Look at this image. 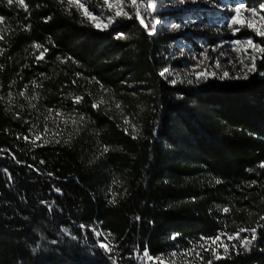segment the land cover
<instances>
[{"label":"trees","instance_id":"16d2710c","mask_svg":"<svg viewBox=\"0 0 264 264\" xmlns=\"http://www.w3.org/2000/svg\"><path fill=\"white\" fill-rule=\"evenodd\" d=\"M24 5L0 0V264H264V52L244 79L172 84L173 37Z\"/></svg>","mask_w":264,"mask_h":264},{"label":"rangeland","instance_id":"374dc122","mask_svg":"<svg viewBox=\"0 0 264 264\" xmlns=\"http://www.w3.org/2000/svg\"><path fill=\"white\" fill-rule=\"evenodd\" d=\"M101 1L104 3V0ZM258 1L257 4L249 5L246 0H183V3L180 0H156L153 13L146 7L147 0H138L137 7L145 24L148 25L147 30L135 18V7L130 1L127 3L122 1L118 5L117 0H109V3L113 5L112 8L104 3L110 10L108 15L92 13L83 0H74V4L78 7L79 4H83L84 7L80 8L82 13L84 14V9H87L92 16L96 17V20L86 17L95 28L103 30L116 27L120 18L133 16L148 34L151 30V16L154 15L159 20V24L156 34L152 36L164 34L173 37L167 55L168 60L173 64L166 68L168 72L165 73L164 78L170 80L172 84H177L189 78L236 81L254 72L260 52L248 47L246 41L251 39L260 46L255 39L264 40V37L257 35L253 28L247 27L244 23L232 25L231 20L236 15L235 8L243 5L244 8L240 14L242 22L250 20L253 24L262 26L261 30H264V21L260 19L264 15V8H262L264 0ZM118 8L129 15L116 16ZM253 10L256 11V16L251 15ZM96 23L105 27L98 28L95 26ZM233 29H239V31L233 34ZM236 40L241 43H233ZM199 73H205V75L199 76ZM224 73L228 75L225 76ZM260 75L264 77V71ZM173 80L176 82L173 83ZM103 244L106 245L104 242ZM152 261L157 264H187L181 259L169 262Z\"/></svg>","mask_w":264,"mask_h":264},{"label":"snow or ice","instance_id":"6c2138e0","mask_svg":"<svg viewBox=\"0 0 264 264\" xmlns=\"http://www.w3.org/2000/svg\"><path fill=\"white\" fill-rule=\"evenodd\" d=\"M13 2H14V0H8V4H9V5L13 4ZM117 2H118V5H119V4L122 3V0H117ZM130 2H131V5L135 7V18L138 19L139 22H140V24H141L143 27H145V29L147 30V29H148V25L145 24L144 18L141 16L140 10H139V8L137 7V5H138V0H130ZM180 2L183 3V0H180ZM16 3H18V4L21 5V6H24V7H25V11H27L26 6L24 5V0H16ZM68 3H69V4H72V3H74V0H68ZM104 3H105L106 5H108L109 8H112V7H113V5L109 3V0H104ZM83 7H84L83 4H79V8H83ZM146 7H147V9L151 10V11L154 13L155 8H156V0H147ZM243 8H244L243 5H240V6H238V7L235 8V13H236V15L232 17L231 24H232V25H238V24H242V23H244V24H246L247 27H249V28H253L257 35H259V36H261V37H264V30H261L262 26H257V25H255V24H253L250 20H245V21L242 22V20H241V18H240V14H241V11H242ZM262 8H264V6H262ZM84 15L87 16L90 20H93V21L96 20V17L92 16L91 13H89L87 9H84ZM115 15H116V16H120V15L128 16L129 14L123 12L122 9H119V8H118V10L116 11ZM251 15H252V16H256V15H257L256 11L253 10V11L251 12ZM129 18H132V17H129ZM260 19H261V21H264V15H262V16L260 17ZM2 22H3V17H0V23H2ZM158 24H159V20H157V19L155 18V16L152 15V16H151V25H150L151 30L148 31V35H149V36H152V35H155V34H156V31H157V25H158ZM95 26L98 27V28L105 27V25H101V24H99V23H96ZM173 30L175 31V29H173ZM237 31H239V29H233V34H235ZM121 35H123V34H121ZM3 38H4L3 36H0V40H3ZM233 43H235V44H240L241 42H240L239 40H236V41H233ZM246 43H247V46H248V47H250V48H252V49H254V50H257V51H259V52H264V47H260L259 45L255 44L251 39L247 40ZM36 47H37V48H40L41 46H40V45H36ZM234 50H235V49H234ZM44 51L46 52L47 49H44ZM42 58H43V53H41V55L38 57V59H42ZM205 59H207V56H205ZM241 63H243V61H241ZM217 66H219V63H218V62H217ZM166 72H168V69H164V71H162V72L160 73V75H161V76H164ZM198 75H199V76H204L205 73H199ZM213 75H214V73H213ZM224 75L227 76L228 73H224ZM172 82L175 83L176 81L173 80ZM79 99H80V98L77 97V100H79ZM93 106L95 107V105H93ZM25 139H28V138L25 137ZM35 139H36V140H40L41 137H40L39 135H37V136L35 137ZM106 150H107V149H105V151H106ZM41 163H43V161H41ZM261 167H264V165H261ZM219 182H220V181H217V183H219ZM55 190H56L57 192L59 191V189H55ZM228 211H229V209H227V208L224 209V212H228ZM138 219H139V218H138ZM261 219H264V217H261ZM81 227L83 228L84 225H81ZM239 231H240V232H243V231H248V230H247V229H240ZM255 231H256L255 229H251V232L253 233V235H252V240H254V239L256 238V237H255ZM96 235L99 236L100 233L97 232ZM228 238H229V239H234V238H235V239H240L242 244H251V243H252V240H248L247 238H241V237L239 236V232H237V233L234 234V235H230ZM218 240H220V237H219V236H218V237H215V238H212L211 243H212V244H216V242H217ZM200 246H201V247H204L203 244H201ZM99 247H100L105 253H110V252H111V248H110L109 246L103 244V243H101V244L99 245ZM227 251H228V248L225 247V252H227ZM213 254L215 255V252H213ZM173 255H175V254H173ZM144 256L147 257L148 259H153L151 256L148 255L147 250H145V252H144ZM216 259H220V257H219V256H216ZM207 264H212V261H211V260H208Z\"/></svg>","mask_w":264,"mask_h":264},{"label":"water","instance_id":"95a60500","mask_svg":"<svg viewBox=\"0 0 264 264\" xmlns=\"http://www.w3.org/2000/svg\"><path fill=\"white\" fill-rule=\"evenodd\" d=\"M57 195H60L61 193L60 192H56Z\"/></svg>","mask_w":264,"mask_h":264}]
</instances>
